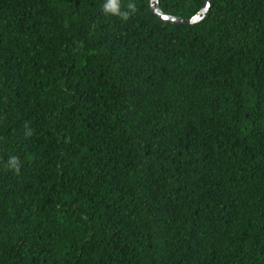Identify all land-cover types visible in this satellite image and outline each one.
<instances>
[{"label": "trees", "instance_id": "obj_1", "mask_svg": "<svg viewBox=\"0 0 264 264\" xmlns=\"http://www.w3.org/2000/svg\"><path fill=\"white\" fill-rule=\"evenodd\" d=\"M102 3L0 0V264H264V0Z\"/></svg>", "mask_w": 264, "mask_h": 264}, {"label": "clouds", "instance_id": "obj_2", "mask_svg": "<svg viewBox=\"0 0 264 264\" xmlns=\"http://www.w3.org/2000/svg\"><path fill=\"white\" fill-rule=\"evenodd\" d=\"M102 8L105 15L117 16L126 21L136 11L137 5L135 0H103ZM19 166L20 162L18 158L10 156L6 167L18 171Z\"/></svg>", "mask_w": 264, "mask_h": 264}, {"label": "water", "instance_id": "obj_3", "mask_svg": "<svg viewBox=\"0 0 264 264\" xmlns=\"http://www.w3.org/2000/svg\"><path fill=\"white\" fill-rule=\"evenodd\" d=\"M149 2L152 12L155 13L161 21L182 25H193L199 23L207 15L213 0H206L202 8L190 18H183L166 13L161 9L159 0H149Z\"/></svg>", "mask_w": 264, "mask_h": 264}]
</instances>
